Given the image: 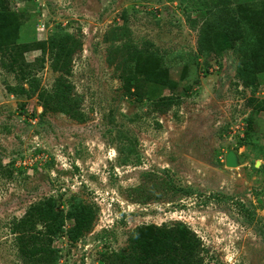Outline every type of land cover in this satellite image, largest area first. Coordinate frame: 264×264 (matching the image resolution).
Segmentation results:
<instances>
[{
	"label": "rangeland",
	"instance_id": "1",
	"mask_svg": "<svg viewBox=\"0 0 264 264\" xmlns=\"http://www.w3.org/2000/svg\"><path fill=\"white\" fill-rule=\"evenodd\" d=\"M211 1L3 0L27 14V51L25 79L0 54V264H109L145 226H185L202 264H264V72L256 89L243 82ZM228 2L264 40V0ZM58 28L80 43L64 75L69 113L39 101L58 99L42 49ZM73 196L94 214L88 231L56 239V260L21 252L26 211L44 197L66 211Z\"/></svg>",
	"mask_w": 264,
	"mask_h": 264
},
{
	"label": "trees",
	"instance_id": "2",
	"mask_svg": "<svg viewBox=\"0 0 264 264\" xmlns=\"http://www.w3.org/2000/svg\"><path fill=\"white\" fill-rule=\"evenodd\" d=\"M218 12L216 29L222 37L221 50L235 49L242 57V66L239 75L243 82L256 89V75L264 72V40L253 39L252 34H244L242 26L229 5L228 0H212ZM203 5H209L208 2ZM24 12H12L0 0V54L9 61L10 71H15L26 77L21 64L27 46L18 44L19 29L26 20ZM206 34L203 33L206 41ZM210 42L209 40L206 42ZM53 53L52 69L59 73L55 86V98L50 94L40 93L39 101L42 107L50 110H59L69 113L71 101L67 94L69 85L65 83L64 75L69 73L71 57L80 43L75 38L58 28L43 44ZM171 90L175 83L169 82ZM186 89V88H184ZM129 98L139 97L138 92H130L125 88ZM52 98V99H51ZM137 99V98H136ZM55 102L54 106L51 103ZM258 111H264V102L257 105ZM252 118L247 120V130ZM72 225L67 226L66 222ZM94 221L92 210L82 202L72 197L66 211L56 203L53 197H44L33 204L17 223L18 243L21 252H29L31 256L38 254L47 258H58L59 250L52 243L63 236L71 243L76 242ZM198 246L194 237L185 226L165 229L159 226H145L136 228L129 240L128 247L120 254L113 253L109 264H202L197 256Z\"/></svg>",
	"mask_w": 264,
	"mask_h": 264
},
{
	"label": "water",
	"instance_id": "3",
	"mask_svg": "<svg viewBox=\"0 0 264 264\" xmlns=\"http://www.w3.org/2000/svg\"><path fill=\"white\" fill-rule=\"evenodd\" d=\"M225 165L226 167H236L237 166L236 158L233 152H228L226 159H225Z\"/></svg>",
	"mask_w": 264,
	"mask_h": 264
}]
</instances>
